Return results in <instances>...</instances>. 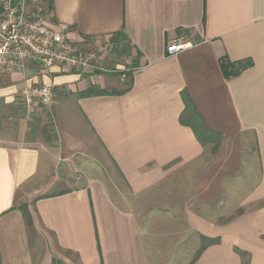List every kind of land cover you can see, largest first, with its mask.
Here are the masks:
<instances>
[{"label":"crops","instance_id":"crops-1","mask_svg":"<svg viewBox=\"0 0 264 264\" xmlns=\"http://www.w3.org/2000/svg\"><path fill=\"white\" fill-rule=\"evenodd\" d=\"M29 1L74 42L111 40L110 67L130 72L26 62L0 77V264H264V0ZM181 38L195 46L168 56ZM223 58L253 66L225 79ZM43 86L30 117L23 92ZM184 93L224 136L217 153L181 122ZM189 169L188 193L157 192Z\"/></svg>","mask_w":264,"mask_h":264},{"label":"built area","instance_id":"built-area-1","mask_svg":"<svg viewBox=\"0 0 264 264\" xmlns=\"http://www.w3.org/2000/svg\"><path fill=\"white\" fill-rule=\"evenodd\" d=\"M50 16L29 0H0V77L12 74L18 67L30 62L42 68L55 66L81 67L99 73H120L123 81L130 70L119 72L109 61L115 52L109 39L89 38L83 42L72 41L66 32L53 29ZM192 41L181 38L168 46V56H176L192 49ZM21 105L32 117L39 109L48 106L53 98L50 87L27 88Z\"/></svg>","mask_w":264,"mask_h":264},{"label":"trees","instance_id":"trees-1","mask_svg":"<svg viewBox=\"0 0 264 264\" xmlns=\"http://www.w3.org/2000/svg\"><path fill=\"white\" fill-rule=\"evenodd\" d=\"M126 36L124 33L120 34L118 38L115 40V43L120 44V40L124 41ZM253 66V62L250 60L241 61V62H231L228 58H223L220 61V67L225 79H232L240 76L244 71L250 69ZM109 92L106 90H99L97 88H93L90 91L83 94V96H96V95H107ZM184 102H185V111L181 117V122L184 125H188L193 128L197 138L201 142L203 146L213 145V153H217L219 147L221 146L224 136L213 132L210 130L202 117L198 114L195 105L189 98L188 94L184 93ZM42 114L44 112H41ZM37 119V118H36ZM37 122V123H36ZM33 122V130L34 131H42L49 142L53 141L52 136L49 133L48 126L41 127V120ZM21 210L25 216V220L27 226L30 230L34 228L32 216L27 208V206H22ZM215 240H210L202 237V246L195 258V260L203 253V251L211 244H213Z\"/></svg>","mask_w":264,"mask_h":264},{"label":"rangeland","instance_id":"rangeland-1","mask_svg":"<svg viewBox=\"0 0 264 264\" xmlns=\"http://www.w3.org/2000/svg\"><path fill=\"white\" fill-rule=\"evenodd\" d=\"M212 155H213L212 152L208 151L205 159L203 160V165H201L203 167V168H200L201 171L204 172L206 170L205 169V167H206L205 165L207 163H209V161L212 158ZM193 175H194L193 174V170H191V169L184 170L181 173H178L177 175H175L176 177H173V181L172 182L176 183L180 178H184V180L187 182V180L189 178H191ZM184 183H183V185L182 184H180V185H177V184L167 185V186L161 187L157 192L160 193V194L162 193L165 196H169V197L172 196V198H176V196H177L176 194L181 193V192H182V194L183 193L185 194V193H188V191H190V188H191L190 180H188V184L184 185ZM178 195L181 196L180 194H178ZM165 201H167L166 203H168L169 205H170V203L173 204V205H178L177 207H181L180 205H182L184 203V201H182V200L181 201L180 200L177 201L175 199H172L170 201L169 200H165ZM179 220H180V218H179Z\"/></svg>","mask_w":264,"mask_h":264}]
</instances>
